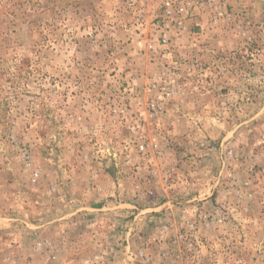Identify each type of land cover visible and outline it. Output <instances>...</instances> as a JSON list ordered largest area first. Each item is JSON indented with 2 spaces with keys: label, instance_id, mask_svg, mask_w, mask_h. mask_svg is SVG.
Returning a JSON list of instances; mask_svg holds the SVG:
<instances>
[{
  "label": "rangeland",
  "instance_id": "obj_1",
  "mask_svg": "<svg viewBox=\"0 0 264 264\" xmlns=\"http://www.w3.org/2000/svg\"><path fill=\"white\" fill-rule=\"evenodd\" d=\"M0 264H264V0H0Z\"/></svg>",
  "mask_w": 264,
  "mask_h": 264
}]
</instances>
